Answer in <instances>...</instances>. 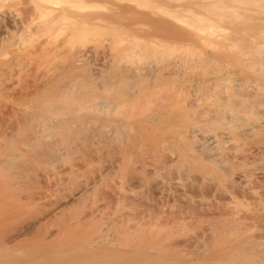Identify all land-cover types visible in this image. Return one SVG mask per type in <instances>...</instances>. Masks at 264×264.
Masks as SVG:
<instances>
[{"label": "bare ground", "instance_id": "1", "mask_svg": "<svg viewBox=\"0 0 264 264\" xmlns=\"http://www.w3.org/2000/svg\"><path fill=\"white\" fill-rule=\"evenodd\" d=\"M0 264H264V0H0Z\"/></svg>", "mask_w": 264, "mask_h": 264}]
</instances>
